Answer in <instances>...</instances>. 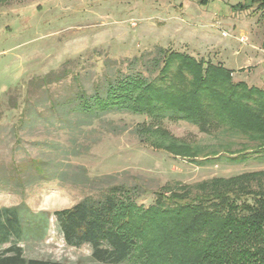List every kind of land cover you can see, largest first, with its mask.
<instances>
[{
  "label": "rangeland",
  "instance_id": "obj_1",
  "mask_svg": "<svg viewBox=\"0 0 264 264\" xmlns=\"http://www.w3.org/2000/svg\"><path fill=\"white\" fill-rule=\"evenodd\" d=\"M249 1L0 0V162L43 158L51 172L60 176L33 178L24 195L0 191V206L25 200L35 211L54 212L96 194L98 188L124 184L139 187L137 202L148 207L157 191L176 188L171 182L190 184L264 172V157L253 154L254 158L238 163L230 159L228 150L254 148L255 142L241 133H204L186 121L154 123L148 116L125 111L104 116L125 128L117 133L97 118L84 123L77 122L79 116L73 119L74 127L65 126L49 108L46 91L36 95V107L31 108L25 125L17 127L32 77L68 67L69 77L50 85L54 98L66 101L77 89L72 78L76 73L89 94L106 76L139 70L154 77L160 64L159 47L222 64L233 71L235 82L264 89V10L233 8ZM12 94L20 105L16 109L9 105ZM142 123L162 125L205 151L218 150L219 158L198 164L159 150L140 139L137 128ZM199 159L206 161L204 156ZM85 176L101 179L86 187L82 185ZM22 245L27 258L103 264L92 259L89 244L67 245L55 217L44 239Z\"/></svg>",
  "mask_w": 264,
  "mask_h": 264
},
{
  "label": "trees",
  "instance_id": "obj_2",
  "mask_svg": "<svg viewBox=\"0 0 264 264\" xmlns=\"http://www.w3.org/2000/svg\"><path fill=\"white\" fill-rule=\"evenodd\" d=\"M254 6L264 10V0L238 2L233 8L244 11ZM158 49L161 58L154 77L139 70L106 76L89 94L76 73L72 78L77 89L66 101L54 98L50 85L69 77L68 67L32 77L18 129L36 107V95L46 91L49 108L61 116L65 126L74 127L73 119L79 116L77 122L84 123L97 118L117 133L125 128L104 116L125 111L148 116L154 123L186 121L204 133H241L255 142L254 148L228 150L230 159L238 163L249 161L253 154L264 157V89L235 82L233 71L222 64L170 48ZM9 105L20 106L14 94ZM137 131L142 141L198 164L219 158L218 150L205 151L159 124L142 123ZM202 156L207 162L199 159ZM52 177L60 178L43 158L0 162V191L24 195L33 178ZM100 179L85 176L82 185L93 187ZM171 183L176 188L157 191L148 207L137 202L139 187L124 184L98 188L96 194L54 212L35 211L25 200L0 206V264H69L24 254L22 244L44 239L52 217L67 245L89 244L92 259L103 264H264V172Z\"/></svg>",
  "mask_w": 264,
  "mask_h": 264
},
{
  "label": "built area",
  "instance_id": "obj_3",
  "mask_svg": "<svg viewBox=\"0 0 264 264\" xmlns=\"http://www.w3.org/2000/svg\"><path fill=\"white\" fill-rule=\"evenodd\" d=\"M245 38H243V40H244Z\"/></svg>",
  "mask_w": 264,
  "mask_h": 264
}]
</instances>
